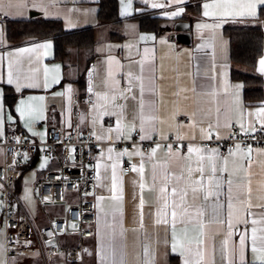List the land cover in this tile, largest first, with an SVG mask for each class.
Here are the masks:
<instances>
[{
	"label": "crops",
	"instance_id": "crops-1",
	"mask_svg": "<svg viewBox=\"0 0 264 264\" xmlns=\"http://www.w3.org/2000/svg\"><path fill=\"white\" fill-rule=\"evenodd\" d=\"M116 1L119 20L99 23V0H0V14L8 18V22H0V91L4 104L0 139L21 132L29 140L42 141L46 126L54 125L65 131L76 126L98 142L91 153L95 182L87 199L93 202L95 221L90 226L91 237L84 239L86 250L79 252L74 263H67L62 253L46 254L44 264H185V259L197 264L201 256V264H259L261 253L251 251V230L255 227L258 237L264 235V148H252L250 155L248 148H235L233 154L227 150L222 155L217 142L231 136L232 126L247 134L264 131V116L257 115L264 108V74L258 64L264 58V47L253 71L262 81L263 98L252 104L243 100V87L237 95L235 86L242 84L231 80L233 64L223 33V28L233 24L254 25L264 36V18L222 16L221 8H210L213 15L205 16L204 5L217 0H183L170 5L166 0H131L130 7L128 0ZM153 3L165 6L154 8ZM125 9L130 14L122 15ZM179 9H183L181 15H169ZM143 16L159 18L161 32L141 30L139 19ZM39 20L58 22L67 33L91 29L94 44L71 47L60 60L55 57L52 38L16 40L7 33L8 25ZM178 23L188 27V44L172 39L179 32L175 29ZM203 25L207 27H198ZM45 43L51 47H37ZM9 70L22 84L37 86L17 91L15 84L6 82ZM86 86L92 96L88 107L83 102ZM105 96L107 99H102ZM21 99L31 113L24 118L16 112ZM136 131L144 137L138 143L132 142ZM167 138L186 141L188 148L204 151L188 153L187 148L181 153L150 144L151 140ZM204 140L214 143L207 149L201 143ZM145 144L149 151L142 153ZM125 149L129 154L118 157ZM211 150L216 154V171L213 174L211 163L205 159L201 174L197 163ZM50 161L39 154L24 161L18 183L25 171L37 165L45 168ZM123 162L138 168L143 164V171L125 174L121 171ZM113 164L117 165L115 187ZM189 175L191 181L186 179ZM74 198L67 195L66 202L56 207L48 204L49 214L61 213ZM172 211L176 212L175 228ZM253 219L257 224L251 223ZM33 222L36 227L45 224L44 218ZM245 230L241 255L239 237ZM69 237L73 236L63 238L64 243L74 245L76 238L72 242ZM18 262L41 264L37 255Z\"/></svg>",
	"mask_w": 264,
	"mask_h": 264
},
{
	"label": "built area",
	"instance_id": "built-area-1",
	"mask_svg": "<svg viewBox=\"0 0 264 264\" xmlns=\"http://www.w3.org/2000/svg\"><path fill=\"white\" fill-rule=\"evenodd\" d=\"M0 22L6 23L8 18L0 14ZM90 72L91 66L86 71L87 78ZM89 88L86 86L83 98L87 107L92 102ZM140 140V133L134 132L132 142L138 143ZM155 143L165 148L171 146V149L181 153H186L188 148L186 141L176 138L150 141V144ZM201 143L209 149L214 141L204 140ZM237 144L240 148H264V131L247 134L232 126L231 136L217 142L222 155L227 150L235 149ZM97 145V140L90 133H80L76 126L65 131L47 125L42 141L29 140L21 132L3 135L0 139V226L3 230L5 264H16V261L32 255H37L44 264L46 254L58 253L64 255L67 263L79 260V252L86 250L84 239L91 237L90 226L95 221L93 202L87 199V195L95 182L91 153ZM141 151L147 153L149 145H142ZM37 154L57 164V169L46 170L32 187L33 199L45 220L42 227H36L17 191L20 165ZM133 165L132 162H123L121 171L129 173ZM71 194L75 197L74 201H69L61 213L50 215L46 211L44 205L56 207L66 202L67 195ZM68 236L76 238L74 245L64 243L63 238Z\"/></svg>",
	"mask_w": 264,
	"mask_h": 264
},
{
	"label": "trees",
	"instance_id": "trees-1",
	"mask_svg": "<svg viewBox=\"0 0 264 264\" xmlns=\"http://www.w3.org/2000/svg\"><path fill=\"white\" fill-rule=\"evenodd\" d=\"M264 12H258L260 20ZM98 22L116 23L118 18V4L116 0H99ZM140 28L144 31L161 32L162 21L154 16H143L139 19ZM9 37L21 40L24 37L37 39L52 38L55 47V57L63 60L71 47L89 48L94 44L91 29L81 32H64L61 24L54 21L39 20L25 25H8ZM223 33L229 41V59L233 64L230 71L232 81H239L243 85L242 96L245 102L259 103L263 98L261 79L255 74L254 68L261 57L264 47V36L259 26H238L233 24L223 28ZM236 66V67H234ZM18 183V182H17ZM18 191V190H17ZM16 264H19L17 261Z\"/></svg>",
	"mask_w": 264,
	"mask_h": 264
},
{
	"label": "snow or ice",
	"instance_id": "snow-or-ice-1",
	"mask_svg": "<svg viewBox=\"0 0 264 264\" xmlns=\"http://www.w3.org/2000/svg\"><path fill=\"white\" fill-rule=\"evenodd\" d=\"M144 2L148 3V0H144ZM173 3L180 4V3H183V0H166V4L167 5H170V4H173ZM128 5H129V7L131 6V0H128ZM164 6L165 5H161V4H158V3H153L152 4V7H154V8L155 7H164ZM204 8H205V12H204L205 16L213 15V13L208 11V9H210V8H221V9H223V11L221 12L222 16L239 15L241 17H250V18L255 19V18L258 17V10L260 12H264V0H217V3H215V4H205ZM182 11H183V9L174 10L169 15L171 17L179 16V15H181ZM121 14L122 15H128L130 13L127 11V9H125L124 11H122ZM216 26L218 27L219 25H216ZM198 27H207V26L203 25V26H198ZM152 38L154 39V37H152ZM142 39H144V37H142ZM164 42L165 41H161V43H164ZM37 47H39V48H50L51 44L50 43H45V44L38 45ZM21 51H31V49H21ZM258 64H259V72L261 74H264V58H261L258 61ZM45 72H47V69H45ZM6 82L9 85L15 84V87H16L17 91L21 90L23 87H35V86H37L35 83L22 84L20 82L19 76L14 77L11 70H9V72H8V77H7V81ZM235 87L237 89V95H238V90L240 88H242L243 85H236ZM68 91H69V93L71 92V87L70 86L68 88ZM102 99L106 100L107 97L106 96L102 97ZM3 112H4L3 92L0 91V116L3 115ZM16 112L22 118H24V117H26V116L31 114L30 111L28 110V106H27L26 101L24 99H21L19 101V104L16 107ZM257 115L258 116H264V108H261L258 111ZM7 119L9 121L12 120L11 114L8 115ZM2 123H3V120L0 119V125H2ZM120 127H121L120 121L118 120L117 121V130H119ZM241 127L243 128V125H241ZM262 127H264V125H262ZM108 131L111 132V131H113V129L109 128ZM97 138L99 139L100 137H97ZM207 138L211 139V134H208ZM141 139H144V137H141ZM235 148H236L237 151L240 150V146L238 144L235 146ZM169 150H171V146H169ZM73 151H75V150L73 149ZM112 151H113V149H111V148L108 149L109 153H111ZM155 151H156L155 149L152 150L153 154L155 153ZM203 151L204 150L202 148H199V147H195V148L194 147H189L188 148V153H193V152L202 153ZM251 152H252V148L249 147L247 149V153L250 155ZM127 154H129V153H128L127 149H125L123 152L118 154V157L122 156V155H127ZM137 154H139V153H137ZM229 154L230 155L233 154L231 149L229 150ZM118 157H117V159H118ZM108 158L111 160L112 159L111 155H109ZM183 158L186 159V157H183ZM215 158H216L215 150H211L209 152V154L207 155V157H205L204 155H201L200 156V162L197 163V170L201 174H203L204 167H203L202 162L205 159H207L211 163V169H212V172L214 174L215 171H216ZM116 167H117L116 164L112 165L113 187H115ZM132 170L133 171L142 172L143 171V164H141L139 166V168L136 165H133L132 166ZM190 171H191V169L189 168V172ZM186 179L191 181L192 180L191 175L186 177ZM193 183L195 184V182H193ZM141 188H143V184H141ZM196 190H197L196 187L193 186V191H196ZM161 191L164 192L165 189L162 188ZM172 194L173 195L176 194V189L175 188L172 189ZM141 203H143V202H141ZM248 206L251 207V203L250 202H249ZM164 207L165 208L168 207L167 203H165ZM231 208H232V204L229 203V209H231ZM231 215H232V213L230 211L229 212V216L231 217ZM249 215H251V213H249ZM171 216H172V219H173V228H175L176 212L172 211ZM262 216H264V214H262ZM243 222L247 223V221H243ZM251 223L253 225H255V224H257V220L253 219L251 221ZM232 227H233V225H232V222H231V219H230L229 220V228H232ZM251 231H252V236H251L252 247H251V251L253 253H256L257 251H259L261 253V259L259 261V264H264V235L258 237L257 236V228H255V227H253ZM261 231H264V229H261ZM246 237H247V231L245 230V232L243 234H240V237H239V248H240L241 255L243 254ZM174 241H175V234H174ZM258 241H259V247H258ZM225 243H227V241H225ZM180 247L182 248L183 245H180ZM172 248H173V251L176 250L177 244L175 242L173 243ZM181 254L183 255V252ZM197 255L200 256V253H197ZM201 261H202V256H201V260L197 261V264H201ZM185 264H189L187 259H185Z\"/></svg>",
	"mask_w": 264,
	"mask_h": 264
},
{
	"label": "rangeland",
	"instance_id": "rangeland-1",
	"mask_svg": "<svg viewBox=\"0 0 264 264\" xmlns=\"http://www.w3.org/2000/svg\"><path fill=\"white\" fill-rule=\"evenodd\" d=\"M40 167V165H37L34 168L29 169L28 171H25L22 174V178L19 180L18 183V196L23 203L27 213L30 215V217L34 220L41 221L42 220V212L40 207L37 206L36 202L33 199L32 195V186L36 180H39L42 178L44 172L46 170H53L57 169V164L55 161L51 160L50 164L45 167ZM46 211L48 213H51V208L48 205H44ZM69 239L73 242L74 237H69ZM10 263H13L12 260H10ZM0 264H5V257H4V250H3V230L0 226Z\"/></svg>",
	"mask_w": 264,
	"mask_h": 264
},
{
	"label": "water",
	"instance_id": "water-1",
	"mask_svg": "<svg viewBox=\"0 0 264 264\" xmlns=\"http://www.w3.org/2000/svg\"><path fill=\"white\" fill-rule=\"evenodd\" d=\"M176 31H179L175 37H172V39L174 38L175 40H177L180 43L183 44H188L189 43V34L186 32L188 30V27L186 25H184L183 23H178L175 26Z\"/></svg>",
	"mask_w": 264,
	"mask_h": 264
},
{
	"label": "bare ground",
	"instance_id": "bare-ground-1",
	"mask_svg": "<svg viewBox=\"0 0 264 264\" xmlns=\"http://www.w3.org/2000/svg\"><path fill=\"white\" fill-rule=\"evenodd\" d=\"M175 21V20H174ZM263 89V88H262Z\"/></svg>",
	"mask_w": 264,
	"mask_h": 264
}]
</instances>
